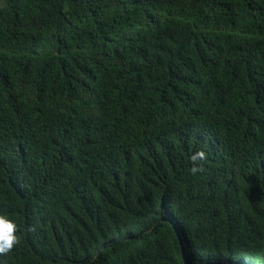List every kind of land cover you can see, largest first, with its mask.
<instances>
[{
	"label": "trees",
	"instance_id": "trees-1",
	"mask_svg": "<svg viewBox=\"0 0 264 264\" xmlns=\"http://www.w3.org/2000/svg\"><path fill=\"white\" fill-rule=\"evenodd\" d=\"M0 216V264H264V0H0Z\"/></svg>",
	"mask_w": 264,
	"mask_h": 264
},
{
	"label": "clouds",
	"instance_id": "clouds-1",
	"mask_svg": "<svg viewBox=\"0 0 264 264\" xmlns=\"http://www.w3.org/2000/svg\"><path fill=\"white\" fill-rule=\"evenodd\" d=\"M193 162L204 159V153L197 152L190 157ZM192 172L197 171L193 167ZM15 225L10 222L6 217L0 216V253L7 252L16 242L17 238L14 235Z\"/></svg>",
	"mask_w": 264,
	"mask_h": 264
}]
</instances>
